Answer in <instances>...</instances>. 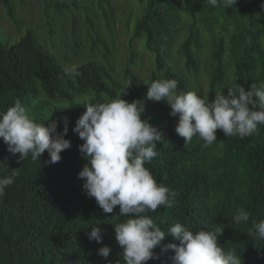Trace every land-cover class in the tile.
Segmentation results:
<instances>
[{"label":"trees","instance_id":"1","mask_svg":"<svg viewBox=\"0 0 264 264\" xmlns=\"http://www.w3.org/2000/svg\"><path fill=\"white\" fill-rule=\"evenodd\" d=\"M27 1L20 0V7ZM115 1L43 0L38 10L42 38V25L19 20L11 0H0V111L20 100L35 122L57 121V131L66 118L65 138L71 142L53 164L47 151L37 161L30 155L20 160L0 139V177L15 173L0 198V264H105L97 251L105 245L108 261L122 258L114 224L125 217L118 206L104 213L85 195L77 175L85 159L79 152L83 141L72 129L84 104L114 98L129 80L131 86L121 93L129 102L143 99L144 83L156 79H175L179 90L196 91L206 100L227 94L226 86L249 89L264 83V0H236L226 9L207 0ZM4 19L20 33L11 36ZM121 23L130 33L116 43ZM143 54H150L148 71ZM71 66L78 76L65 75L64 68ZM139 67L145 72L138 73ZM169 113L164 100H146L141 115L163 136L158 156L145 167L175 193L170 207L148 215L165 232L175 223L193 230L221 224L218 243L236 248L242 264H264V240L248 235L253 223L264 219V125L244 138L226 137L218 129V141L204 147L195 136L184 144L175 131L178 117ZM240 209L250 218L236 224L232 218ZM97 223L100 243L87 235ZM169 243L178 240L166 235L154 249L158 258L146 264H171L172 250H163Z\"/></svg>","mask_w":264,"mask_h":264},{"label":"clouds","instance_id":"2","mask_svg":"<svg viewBox=\"0 0 264 264\" xmlns=\"http://www.w3.org/2000/svg\"><path fill=\"white\" fill-rule=\"evenodd\" d=\"M207 3L212 7L222 4L226 9L233 7L236 0H207ZM261 8L264 9V3ZM63 71L65 75H79L76 66L65 67ZM131 84L129 80L117 96L106 102L84 104L85 111L72 129L83 141L79 152L85 163L77 175L83 180L85 195L93 197L104 213H112L118 206L120 216L125 217L114 224L122 258L108 261L107 245L98 248V254L105 264H146L158 258L154 249L170 234L178 240L163 246V250H172L171 264H242L236 248L225 249L218 243L224 229L221 224L193 230L175 223L165 232L148 215L160 206L170 207L175 193L164 183H158L145 167L158 156L157 142L163 136L141 115L146 100H164L170 107L169 114L178 117L175 131L184 144L195 136L204 141V147H211L218 141V129L226 137L244 138L257 133L258 125H264V83L259 87L253 84L249 89L239 84L226 86L227 94L221 91L206 100L196 91L179 90L175 79H156L144 83L147 91L143 99L129 102L121 93L126 94ZM67 131L66 118L63 129L57 131V121L51 120L47 125L35 122L20 100L0 111V139L11 154L19 153L20 160L30 155L37 161L47 151L49 163L59 162L61 152L71 146L65 138ZM10 173L0 177V198L4 197L6 187L14 183L15 173ZM249 218L250 213L240 209L232 219L240 224ZM90 226L89 240L100 243L101 228L98 223ZM248 235L264 240V219L254 222Z\"/></svg>","mask_w":264,"mask_h":264},{"label":"rangeland","instance_id":"3","mask_svg":"<svg viewBox=\"0 0 264 264\" xmlns=\"http://www.w3.org/2000/svg\"><path fill=\"white\" fill-rule=\"evenodd\" d=\"M42 1L43 0H28L26 6H23V7H20V0H11V3L13 4L14 16L16 18H18L19 20H23V21L30 20L34 24L42 25V27L39 28V30H40L41 37L45 38L46 37L44 34L45 29L43 28L44 24L42 23L43 21L41 20V18L39 16V12H38L39 8L42 7L41 6ZM117 5H118V8H117L118 15L117 16L120 17V21H121L122 19H124V17L121 14V10L123 7L122 1H120V2L118 1ZM2 24L7 29V31L11 33V36L15 37L16 35H18L20 33V31L16 30L15 27H13L12 22H10V20L8 21L7 19H4L2 21ZM116 33L118 35L115 39H116V43H118V42H124L127 38V35L130 32H127V28L125 27V24L121 23L120 29ZM67 34H69V31L67 32ZM100 35L104 36L105 35L104 31H101ZM106 39H107V37H106ZM116 43H115V45H116ZM139 46H140L139 42H136L135 43L136 51L140 52L139 56L142 57V54H141L142 49ZM142 53H143V51H142ZM118 57H119V52H118ZM143 64L146 67V70L148 71L150 69V66L152 65L150 54H148V55L143 54ZM136 70L138 73H144L145 72V70L142 67H139V70L138 69H136Z\"/></svg>","mask_w":264,"mask_h":264}]
</instances>
